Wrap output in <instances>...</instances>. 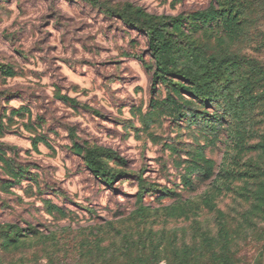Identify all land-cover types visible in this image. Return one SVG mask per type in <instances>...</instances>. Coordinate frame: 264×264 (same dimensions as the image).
I'll use <instances>...</instances> for the list:
<instances>
[{"label": "rangeland", "instance_id": "1", "mask_svg": "<svg viewBox=\"0 0 264 264\" xmlns=\"http://www.w3.org/2000/svg\"><path fill=\"white\" fill-rule=\"evenodd\" d=\"M263 252L264 0H0V264Z\"/></svg>", "mask_w": 264, "mask_h": 264}, {"label": "trees", "instance_id": "2", "mask_svg": "<svg viewBox=\"0 0 264 264\" xmlns=\"http://www.w3.org/2000/svg\"><path fill=\"white\" fill-rule=\"evenodd\" d=\"M157 29H158L157 27H153V26L148 27L149 43L154 53V58L157 64V70L155 72V81L159 79L160 77H163V75L167 76L171 73H176L177 75L180 74L179 71L173 72L171 68L167 66V64L164 62L165 60L162 58L163 52L160 46V33L158 32ZM162 29H163V26L160 25L159 30H162ZM87 159H88L87 163H88L89 169L97 176L103 175V177H105V182L108 186H114V182L118 178H123L125 176L124 172H119L118 174H111V173L106 172L101 162H99L98 160L94 158L93 152L91 150L87 151ZM139 211H141V213H145V208L141 206L139 208Z\"/></svg>", "mask_w": 264, "mask_h": 264}, {"label": "crops", "instance_id": "3", "mask_svg": "<svg viewBox=\"0 0 264 264\" xmlns=\"http://www.w3.org/2000/svg\"><path fill=\"white\" fill-rule=\"evenodd\" d=\"M258 264H264V253L262 254L260 258V262Z\"/></svg>", "mask_w": 264, "mask_h": 264}]
</instances>
